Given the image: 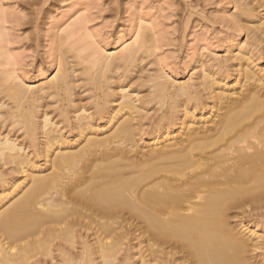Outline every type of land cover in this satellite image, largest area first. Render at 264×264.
<instances>
[{
  "label": "bare ground",
  "instance_id": "1",
  "mask_svg": "<svg viewBox=\"0 0 264 264\" xmlns=\"http://www.w3.org/2000/svg\"><path fill=\"white\" fill-rule=\"evenodd\" d=\"M232 18L183 83L143 34L0 89V264H264V0Z\"/></svg>",
  "mask_w": 264,
  "mask_h": 264
},
{
  "label": "rangeland",
  "instance_id": "2",
  "mask_svg": "<svg viewBox=\"0 0 264 264\" xmlns=\"http://www.w3.org/2000/svg\"><path fill=\"white\" fill-rule=\"evenodd\" d=\"M0 11V89L47 82L63 56L78 76L143 34L156 37L152 50L147 44L148 74L160 70L179 84L201 56L225 55L226 39L246 40L232 18L235 0H0Z\"/></svg>",
  "mask_w": 264,
  "mask_h": 264
}]
</instances>
